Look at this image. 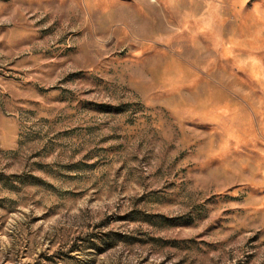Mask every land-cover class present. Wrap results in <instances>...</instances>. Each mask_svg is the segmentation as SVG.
I'll return each mask as SVG.
<instances>
[{
    "label": "clouds",
    "instance_id": "clouds-1",
    "mask_svg": "<svg viewBox=\"0 0 264 264\" xmlns=\"http://www.w3.org/2000/svg\"><path fill=\"white\" fill-rule=\"evenodd\" d=\"M0 204V264H264V0H0Z\"/></svg>",
    "mask_w": 264,
    "mask_h": 264
},
{
    "label": "rangeland",
    "instance_id": "rangeland-1",
    "mask_svg": "<svg viewBox=\"0 0 264 264\" xmlns=\"http://www.w3.org/2000/svg\"><path fill=\"white\" fill-rule=\"evenodd\" d=\"M4 205L3 204H0V208H3ZM7 212H11L12 209L11 208H8L6 209ZM9 219L7 218V216H4L2 219H0V230H2L8 223H9Z\"/></svg>",
    "mask_w": 264,
    "mask_h": 264
}]
</instances>
